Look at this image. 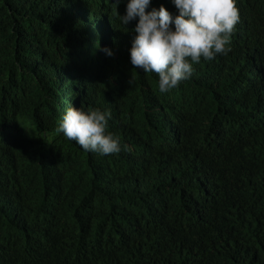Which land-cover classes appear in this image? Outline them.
Returning <instances> with one entry per match:
<instances>
[{"label":"trees","instance_id":"trees-1","mask_svg":"<svg viewBox=\"0 0 264 264\" xmlns=\"http://www.w3.org/2000/svg\"><path fill=\"white\" fill-rule=\"evenodd\" d=\"M129 2L0 0V264H264V0L165 93ZM71 106L110 113L121 151L68 140Z\"/></svg>","mask_w":264,"mask_h":264},{"label":"clouds","instance_id":"clouds-1","mask_svg":"<svg viewBox=\"0 0 264 264\" xmlns=\"http://www.w3.org/2000/svg\"><path fill=\"white\" fill-rule=\"evenodd\" d=\"M237 0H173L179 15L173 18L161 5L146 11L151 0H130L126 14L118 18L124 26L139 18L130 51L135 69L158 76V90L165 93L187 80L193 65L231 51V37L242 27ZM174 23V30L172 24ZM105 46V44H104ZM109 55H112L110 50ZM110 113L99 109L68 107L58 131L83 150L111 155L121 151L120 141L108 132ZM0 220V231L5 225Z\"/></svg>","mask_w":264,"mask_h":264},{"label":"bare ground","instance_id":"bare-ground-1","mask_svg":"<svg viewBox=\"0 0 264 264\" xmlns=\"http://www.w3.org/2000/svg\"><path fill=\"white\" fill-rule=\"evenodd\" d=\"M102 253V252H101Z\"/></svg>","mask_w":264,"mask_h":264}]
</instances>
